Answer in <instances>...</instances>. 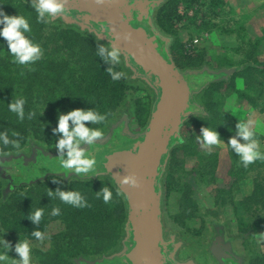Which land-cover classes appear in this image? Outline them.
<instances>
[{"label":"rangeland","instance_id":"374dc122","mask_svg":"<svg viewBox=\"0 0 264 264\" xmlns=\"http://www.w3.org/2000/svg\"><path fill=\"white\" fill-rule=\"evenodd\" d=\"M146 1L153 2L147 10L152 29L166 39V60L174 64L177 74L189 88L193 86L192 81L198 82L193 86L192 92L196 106L184 115L179 129L183 141L169 151L160 175L158 192L163 241L172 240L173 248L170 253L178 263L182 264H222L219 260L223 259L215 255L214 249L215 241L220 239L223 247L229 249L235 257L234 264H264V235H261L264 233V159L257 160L248 168H244L227 145L214 147L209 154V150L201 147L195 140V135L200 134L202 127L210 126L217 127L221 138L227 143L235 134L238 120L252 119L255 121L254 127L256 122L258 123L256 138L260 140L264 152V86L262 88L260 86V90L257 86V90L247 91L243 78L237 73L243 69V66L251 64L253 57L264 62V58H261V53H264V41L260 42L264 34L259 33L256 39L257 34H254L252 27L257 18L264 16V0ZM256 3L258 7L252 10L251 7ZM29 9L33 13L28 12ZM0 10L8 15L19 14L29 18L32 26L31 37L44 51L43 58L35 64L28 67L18 66L11 63L7 45L0 37V43H4V46L0 47V80L8 76L14 84L21 82L19 85H24L20 87L29 89L24 90L23 97L16 95L12 98L5 97L0 103V131H7L10 138H14L12 137V133L15 132L14 127H4V125L11 121V117L16 123H21L20 120L17 121L15 114L4 113L8 111V103L11 100L25 98L26 118L22 122H27L26 129L19 131L25 136L20 150L5 149L0 146V154L28 152L31 141L45 150H56L57 137L53 135L52 129L57 125L58 112L90 108L84 105L79 90L86 83L80 77V73H86L85 63L76 65L79 70L77 75L69 76L70 80L65 84L68 86L64 87L66 92L62 90L64 79L55 82L50 75L51 78H42L44 83H38L37 86L31 72L38 73V64L41 62L60 61L68 56L69 60L76 62L77 58L74 54L78 50L76 43L56 40L54 37L57 36L53 33L71 27L81 36L97 39L79 25H70L63 16L52 20L48 25L44 24L45 29L38 30L35 26L39 27L40 23H37L36 13L28 0H0ZM36 35L42 39H36L38 37ZM152 42L155 44L154 41ZM103 44L107 46L106 43ZM157 46V52L165 54L163 43L159 42ZM122 64L121 61L120 67L127 75L126 88L113 114L99 126L104 133L109 130L110 124L122 117H128L125 111L129 112L127 127L132 132L145 131L148 121L144 127L139 125L137 107L147 105L151 112L154 106L156 97L154 89L139 79L131 78L130 70L124 68ZM63 69L60 70L59 75L65 76L66 67ZM49 70L53 71V68ZM205 70L223 72L224 75L210 78L211 76L204 72L200 76L187 74ZM206 79L208 80L205 81ZM5 82L8 85V81ZM199 108L206 110L207 120L200 116ZM29 111H35V118L27 119ZM96 150V148L92 150L95 156ZM256 163L258 168L262 169L261 177L255 179V187L251 194L243 196L238 183L248 176L250 167H256ZM72 180L78 179L70 178V181ZM0 185L3 188L7 183L0 179ZM64 186L69 187L65 184ZM57 187L65 190L63 185L43 179L33 183L32 186H25L22 189L14 186L12 189L18 190L15 192L20 195L16 200L17 205H22L24 198L27 199L31 210L44 208V217L39 228L50 239L41 243L21 232L5 229L1 224L0 236L4 235L13 247L18 240L31 239L34 245L32 264H66L62 253L69 246L86 249L81 253L83 257L99 258L98 234L109 231L111 228L109 225L114 226L113 220L109 218L111 212L108 204L103 202L102 197L95 199L97 192H91L92 188L74 189L80 191L92 205L97 204V221L91 215L95 211L87 212L82 216L70 214L67 212L70 210L68 205L46 196L49 188L55 190ZM187 196L190 197L191 202L186 201ZM9 202L10 199L7 200V203ZM54 207L63 208L66 212L53 217L50 213ZM178 213L183 217L176 218ZM116 226L120 230V226L118 224ZM124 236L121 232L117 238L115 237V245L106 253L122 248ZM50 251L59 253L46 257L44 254ZM9 256L17 258L14 251L9 252Z\"/></svg>","mask_w":264,"mask_h":264},{"label":"trees","instance_id":"16d2710c","mask_svg":"<svg viewBox=\"0 0 264 264\" xmlns=\"http://www.w3.org/2000/svg\"><path fill=\"white\" fill-rule=\"evenodd\" d=\"M172 1V0H170ZM186 2L187 0H181ZM191 1V0H188ZM222 2V0H219ZM28 12L33 13L31 9L28 10ZM70 13V11H68ZM70 15L73 17L66 18L65 21H68V23L72 26L79 25L75 20H80L81 22L84 20L88 25L80 26L83 28V30L89 32L90 34H93L97 40L91 39V37H84L81 36L80 33L74 31L73 29L68 28L66 30H59L57 33H53L57 37H54L56 40H61L65 43H76L78 46V50L74 53L76 55V62H73L72 60H69V56L66 57V59L60 60V61H51V62H41L38 64V73L32 71L31 75H33V80L36 81L37 86L39 84H43L42 78H51V76L54 78L55 82L59 79H64L65 83L62 86V90L66 92L65 88H67L68 85H65L70 79L69 76L71 75H77V69L76 65H81L85 63L84 69L86 70V73H80V77L84 82L86 81L85 85L80 88L79 90L82 93L83 96V103L86 106H89L90 108H95L97 111L101 113H108V118L113 114L115 111V108L120 103V101L123 98V93L125 91L126 85H125V79H121L120 81L113 82L108 75V73L105 71L109 65L105 64L99 57L96 56V47L97 44H103L106 43V45H110L113 43L112 39L109 37V33L107 31V27H105L104 23H93L89 22L83 17V13H79L78 15L74 13H70ZM68 17V16H66ZM62 18V17H61ZM75 23V24H74ZM39 27L38 30L45 29V25L40 23L38 24ZM150 33L153 34V31H150ZM155 35V34H154ZM36 39H42V37H39V35H36ZM158 37V36H157ZM160 37V36H159ZM49 37H46L48 39ZM160 42L166 44L165 38H160ZM116 46V45H115ZM122 65L124 68L130 70L131 78L139 79L143 81L146 85L150 86L154 89L155 92V99H154V106L157 102L158 92L159 88L156 85V78L152 73H145L141 67L133 61V59L130 57V55L126 54L124 51H122ZM164 57L165 54H163ZM167 58V57H166ZM253 62L249 65L243 66V69L238 71V75H240L243 78L244 85H246L247 91L251 90H257L261 86V88L264 86V62H260L254 57L252 58ZM66 67V75H59L61 72L60 70ZM49 68H53V71H50ZM64 70V69H63ZM117 71H123L120 65L116 66ZM204 73H207V75L211 76L210 78H216L221 77L224 75L223 72L215 73L212 71H200L196 73H187L191 75H202ZM54 73H58V75H54ZM185 74V75H187ZM51 75V76H50ZM42 76V77H40ZM262 76V77H261ZM209 78V79H210ZM8 81V85L6 84L5 80ZM206 79L205 81H207ZM83 82V83H84ZM13 83L11 78L9 80V77L1 78L0 80V103L3 102V99L5 97L9 98L12 96H21L24 95V90H29L27 87L23 89V87H20L19 85ZM198 82H191V85H197ZM204 83V81H203ZM82 84V83H81ZM200 85V83L198 84ZM79 85H77L78 87ZM193 86L191 88L188 87V100H187V107L185 109V114L188 112V110H191L192 107L196 106V104L193 102L192 99V92L194 91ZM260 88V89H261ZM191 89V90H190ZM259 89V90H260ZM22 91V92H21ZM243 96L242 94H240ZM40 96V95H38ZM250 96V94L248 95ZM247 96V97H248ZM244 97V96H243ZM25 99V98H24ZM7 100V99H6ZM9 101V99H8ZM154 106L152 107L154 109ZM5 110L7 108L3 106ZM198 107V106H197ZM152 109V111H153ZM151 111V112H152ZM127 116L129 117V112L125 111ZM150 108L147 105H144L141 108L137 107V117L139 118L138 122L141 127H144L147 123V121L150 118ZM6 114H10V112H4ZM206 114V113H205ZM182 116V119H184L185 116ZM128 117H122L119 120L115 121L114 123L109 125V130L104 133V136L97 142L95 148L96 150V156L98 161L97 171L95 173H91V178L89 181H84L86 179H79L76 176H73L75 174H69L68 179H65V185H63L65 190H74V189H83V188H92L91 192H97L102 189V187H108L113 192V198L108 203L109 211L111 212L110 219L113 220V224L109 225L110 230L107 232L99 233L98 238L99 241H97V244H99L100 248L98 251L99 258H86L81 255V253L85 252L86 249L75 248L70 247L66 248L62 253L64 255L65 259L64 262L66 264L69 263H77V264H129L128 260L125 257V253L130 249L131 245L133 244L132 236H131V228L128 220L127 215V200L125 195L120 190L119 185L115 182L113 179L111 173L106 171V169L103 166V162L105 161L106 156L111 153L113 150H117V148H126L133 146L137 142H139L143 137V132H132L127 127V119ZM19 121V120H17ZM1 124V123H0ZM8 126L9 128L14 127V131L16 133H19V131H24L27 126V122L16 123L11 117V121L7 125H4V127ZM88 126H91L90 123ZM21 142L25 141V136L21 133H19ZM15 138V137H14ZM27 142H29L28 139H26ZM183 141L182 135L178 132L175 136H172L168 145V149L166 154L163 156L161 165L158 170V176L156 179V190L159 191L160 187V175L164 168V163L168 157L169 151L173 147H177L179 143ZM121 142V143H116ZM23 144V143H21ZM114 144V145H113ZM178 144V145H177ZM113 145V146H110ZM83 147L87 148V145H84ZM28 152L24 151H18L14 154L12 152L8 155L0 154V179L5 180L7 183L6 187H1L0 185V224L3 226V228L11 230L13 232H21L22 234H25V236H31V232L36 230V226H34L30 220L27 219V215L31 210V206L27 203V199L22 198L23 204L17 205L16 200L20 198V195H17L18 190H12L14 186H18L19 189H22L25 186H32L33 183L39 181V180H47L52 181V179L56 176L63 177L64 170L60 168L58 160V153L56 150H45L43 147H41L39 144L31 141L29 142ZM101 159V160H99ZM70 178H77L78 180H72L70 181ZM14 192V193H13ZM17 195V196H16ZM19 197V198H17ZM11 200V202L7 203V200ZM98 199V198H95ZM183 201L185 200V195L182 197ZM89 203V207L77 209L70 205L69 211H67L70 214H76L77 216H82L83 214L95 211V213H91L93 218L97 221L96 216V205H92L90 203V200L87 199ZM186 201H190V197H186ZM61 209V213H65L66 211L63 208ZM68 209V208H67ZM183 217L182 214H176V218ZM186 217L188 218V214H186ZM185 217V218H186ZM120 226L117 227L116 225ZM39 227H41L39 225ZM40 230V228H39ZM123 232L124 239H123V247L119 250H113L110 253H106L107 250L112 248L115 245V237L117 238L119 234ZM163 241V244L161 245L162 253L165 258V262L168 264H176L177 261L174 259L172 253H170L171 248H173L171 241ZM60 251V250H59ZM59 252H52L45 253L44 255L47 257L51 254L55 255Z\"/></svg>","mask_w":264,"mask_h":264},{"label":"clouds","instance_id":"9594fccd","mask_svg":"<svg viewBox=\"0 0 264 264\" xmlns=\"http://www.w3.org/2000/svg\"><path fill=\"white\" fill-rule=\"evenodd\" d=\"M31 8L36 13L37 23L48 25L52 20L67 16L70 13L66 7L67 0H28ZM97 4H103L104 0H96ZM32 26L30 19L23 15H8L3 10H0V37L3 38L7 45L8 55L11 57V63L28 67L40 61L44 56V51L41 45L31 37ZM0 43V47L4 46ZM96 56L99 57L105 64L109 65L105 70L113 82L127 79L124 71H117L116 66L121 64L122 52L115 43L105 46L97 44ZM26 100L17 98L8 103V111L15 114L18 120L24 121ZM200 116L207 120L208 113L203 108H199ZM205 113H207L205 115ZM35 111L27 113V119L35 118ZM108 113H101L94 107L88 109H72L67 112H58L57 125L52 129V133L57 137L56 151L58 153V163L60 168L64 170L62 178L56 176L52 182L58 185H64L65 179H68L69 174L79 179H90L91 173L97 171V158L92 150L97 142L104 136L101 125L108 119ZM90 123L91 126H88ZM255 121L252 119L238 120L235 125V134L231 136L226 143L221 138L216 128L210 126L202 127L200 134L195 135V140L201 147L209 150L214 147H224L227 145L236 157L238 162L244 168H248L257 160L264 159V152L261 151V142L258 140ZM10 138L7 131H0V146L5 149L20 150L21 139L19 133L13 132ZM87 145V148L83 147ZM69 180V179H68ZM123 183L132 186L137 185V178L134 175L126 176ZM97 198L103 199L105 204H108L113 198V192L108 187H102L96 193ZM48 198L58 199L61 203L70 205L74 208L81 209L89 207L86 197L77 190H62L57 187L55 190L49 188L46 193ZM61 214L59 207H54L50 213L53 217H58ZM44 217V208L39 207L30 211L27 219L36 226V230L31 232V238L35 241L43 243L50 239L45 232L39 230V225ZM264 235V233H261ZM33 243L29 238L18 240L13 244L0 236V264H32ZM14 251L17 258H10L9 252Z\"/></svg>","mask_w":264,"mask_h":264},{"label":"water","instance_id":"95a60500","mask_svg":"<svg viewBox=\"0 0 264 264\" xmlns=\"http://www.w3.org/2000/svg\"><path fill=\"white\" fill-rule=\"evenodd\" d=\"M129 1L104 0L103 4H97L96 0H78L76 4H66V7L84 13L83 17L89 22L104 23L115 45L130 55L145 73H152L156 78L159 97L142 139L132 147L109 153L103 166L111 173L127 200L133 241L125 253L128 263L168 264L161 248L160 193L156 190V179L170 139L179 132L189 92L174 64L163 58L157 52L156 44L147 39V29L129 23L135 6H152L153 2ZM134 14H137L136 20L142 17L138 10ZM130 175L137 178L136 186L123 183L124 177Z\"/></svg>","mask_w":264,"mask_h":264},{"label":"flooded vegetation","instance_id":"af4514ba","mask_svg":"<svg viewBox=\"0 0 264 264\" xmlns=\"http://www.w3.org/2000/svg\"><path fill=\"white\" fill-rule=\"evenodd\" d=\"M78 0H75L73 3H72V0H67V5H73V4H76ZM131 1H137V0H130L129 3ZM143 2V1H142ZM150 5L149 4H145V5H142V6H135L132 11H133V16H132V19L129 21V23L131 25H134L132 23H137L135 24L134 26H138V25H141L143 27H145V29H147V39L148 40H152L155 42L156 46H157V43L160 42V38H164V37H161L160 34H158L157 32L154 31V29H152V25H151V22H150V18L148 17V12L147 10L149 9ZM136 10H138L141 14H142V17L139 19V20H136V16L137 14H134L136 12ZM68 11H70V13H74L76 15H78V12L76 10H73V9H68ZM84 14V13H83ZM70 15V14H69ZM68 16V15H67ZM71 16V15H70ZM73 17V15L71 16ZM85 19V18H84ZM129 19V18H128ZM75 22H77L80 26H85V25H88L84 20L81 22L80 20H75ZM107 31H109L107 29ZM150 31H153V33L158 36L156 37L154 34L150 33ZM160 36V37H159ZM164 48V49H163ZM163 51L165 52V56L167 57V49H166V44L164 43L163 45ZM157 49H158V46H157ZM163 53V52H162ZM161 54V53H160ZM163 56V54H161ZM163 58H165L163 56ZM166 59V58H165ZM168 60V59H167ZM156 83V82H155ZM158 97H159V92H158ZM158 97H157V100H158ZM132 147V146H130ZM214 249H215V255L217 256H220V258H222L223 260H219L220 263H224V264H234V256L231 254V252L229 251V249H227L226 247H223L222 245V240H216L215 243H214ZM178 263V262H177Z\"/></svg>","mask_w":264,"mask_h":264},{"label":"crops","instance_id":"0c3cea01","mask_svg":"<svg viewBox=\"0 0 264 264\" xmlns=\"http://www.w3.org/2000/svg\"><path fill=\"white\" fill-rule=\"evenodd\" d=\"M252 6V4H251ZM256 7H258V3H256L254 6H252V10H254ZM259 22H261V25H259ZM254 29H253V32L254 34H257V36L255 37L256 39H258V35L259 33L261 34H264V16L261 17L260 19L257 18V20L255 21V23L253 22V26ZM264 41V38L260 41V42H263ZM261 58H264V53L262 54L261 53ZM257 122H256V125H255V129H256V133L257 130H258V126H257ZM261 151L263 152V150L261 149ZM256 167H250V172L248 174V176L243 179V180H240V182L238 183V185L240 186V190H241V194L243 196L245 195H250L252 190H253V187H255V179L261 177V173H262V169L261 167L258 168L257 166V163L255 164Z\"/></svg>","mask_w":264,"mask_h":264}]
</instances>
